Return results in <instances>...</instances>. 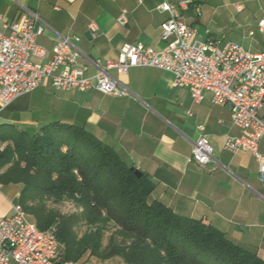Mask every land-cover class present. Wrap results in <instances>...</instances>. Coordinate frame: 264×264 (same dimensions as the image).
Segmentation results:
<instances>
[{
  "label": "crops",
  "instance_id": "crops-1",
  "mask_svg": "<svg viewBox=\"0 0 264 264\" xmlns=\"http://www.w3.org/2000/svg\"><path fill=\"white\" fill-rule=\"evenodd\" d=\"M185 1H190L186 8L181 6ZM164 3L176 5L196 29L194 40L230 41L264 53V32L258 26L264 0H0V30L35 14L45 26L39 43L49 58L59 37L79 38L77 67L94 76L98 66L118 59L125 43L157 51L168 47L172 39H162V25L170 14L158 9ZM124 13L125 26L118 23ZM92 22L98 25L95 35L89 30ZM123 82L128 96L58 90L47 82L8 106L0 104V137L37 133L52 125L83 130L152 181L150 202L208 223L264 261V178L251 153L224 148L228 137L242 134L230 108L214 104L210 94L194 102L187 88L175 86L173 73L157 68H134ZM201 135L214 148V161L205 168L192 161ZM10 142L0 140V146ZM260 152L264 155V137ZM22 189V184L0 181V217L14 215ZM94 264L128 263L115 257Z\"/></svg>",
  "mask_w": 264,
  "mask_h": 264
},
{
  "label": "built area",
  "instance_id": "built-area-1",
  "mask_svg": "<svg viewBox=\"0 0 264 264\" xmlns=\"http://www.w3.org/2000/svg\"><path fill=\"white\" fill-rule=\"evenodd\" d=\"M189 3L182 2L181 6L186 8ZM158 9L170 14L162 25V39H172L168 47L157 51L141 43H125L118 59L98 66L94 76H86L85 68L77 67L82 57L75 44L79 38L73 41L59 37L49 58L48 49L39 43L45 26L37 15L4 24L0 30V104L8 106L47 82L58 90H97L128 96L130 91L123 79L132 69L157 68L173 73L175 86L187 88L194 102L210 94L214 104L230 108L242 134L228 137L224 148L251 153L264 178V155L260 152L264 137V53H251L230 41L194 40L196 29L182 19L176 5L164 3ZM118 23L128 24L126 13ZM258 26L264 32V19ZM89 30L95 35L97 23H90ZM192 161L202 168L214 161V148L206 135L194 143ZM59 251L56 229L41 230L21 204L15 207L13 216L0 217V264H84L59 262Z\"/></svg>",
  "mask_w": 264,
  "mask_h": 264
},
{
  "label": "trees",
  "instance_id": "trees-1",
  "mask_svg": "<svg viewBox=\"0 0 264 264\" xmlns=\"http://www.w3.org/2000/svg\"><path fill=\"white\" fill-rule=\"evenodd\" d=\"M0 140H11L0 152V181L22 184L25 211L41 230L56 229L59 262L264 264L208 223L150 202L132 167L83 130L52 125ZM62 201L75 202L81 212L65 216L48 205ZM81 225L88 226L82 235ZM109 225L114 231L105 246Z\"/></svg>",
  "mask_w": 264,
  "mask_h": 264
},
{
  "label": "rangeland",
  "instance_id": "rangeland-1",
  "mask_svg": "<svg viewBox=\"0 0 264 264\" xmlns=\"http://www.w3.org/2000/svg\"><path fill=\"white\" fill-rule=\"evenodd\" d=\"M49 207L50 208H56L60 214L62 215H65V216H70V215H73V214H76V213H80L81 212V208L73 201H62L60 203H52V202H49L48 203ZM29 215V214H28ZM30 219L32 221L33 218L29 215ZM35 222V221H34ZM88 229V226L87 225H81L77 228V231L80 235H82L83 233H85ZM114 231V228L112 226H108V230L106 231V234H105V241H104V245L106 246L108 243H109V239L112 235ZM95 260H99V261H102L98 258H95L93 259V257L83 261V263L85 264H94V261Z\"/></svg>",
  "mask_w": 264,
  "mask_h": 264
},
{
  "label": "water",
  "instance_id": "water-1",
  "mask_svg": "<svg viewBox=\"0 0 264 264\" xmlns=\"http://www.w3.org/2000/svg\"><path fill=\"white\" fill-rule=\"evenodd\" d=\"M131 170L135 173V176L138 179H142V186L147 190V192L152 193L154 190V185H153L152 181L149 178L143 179L144 175L142 172H140L134 168H132Z\"/></svg>",
  "mask_w": 264,
  "mask_h": 264
}]
</instances>
